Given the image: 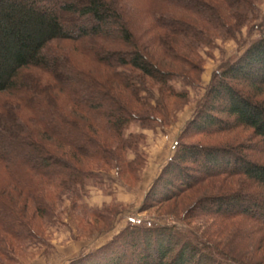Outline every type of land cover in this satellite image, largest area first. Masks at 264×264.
Returning <instances> with one entry per match:
<instances>
[{"label":"trees","instance_id":"1","mask_svg":"<svg viewBox=\"0 0 264 264\" xmlns=\"http://www.w3.org/2000/svg\"><path fill=\"white\" fill-rule=\"evenodd\" d=\"M255 10L254 0H151L143 26L127 0H0V264L45 243L33 220L59 218L65 198L100 219L102 210L85 198L90 182L102 183L101 173L138 182L144 134L130 127L172 123L187 88L201 80L195 63L201 46L235 38ZM262 29L213 72L141 204L144 210L170 202L182 188L222 178L242 190L205 195L194 208L249 225L221 241L132 223L68 264H264V253L255 255L264 249V159L248 160L244 143L183 141L245 128L264 143ZM75 54L88 62L82 67ZM237 236L245 243H236Z\"/></svg>","mask_w":264,"mask_h":264},{"label":"rangeland","instance_id":"2","mask_svg":"<svg viewBox=\"0 0 264 264\" xmlns=\"http://www.w3.org/2000/svg\"><path fill=\"white\" fill-rule=\"evenodd\" d=\"M127 2L132 6L136 18L143 26L150 23V16L146 13L151 0H127ZM254 5L256 7L255 12L248 15L250 20L246 21L241 29L236 32L235 38L225 40L218 38L210 48L206 49L201 46L199 60L195 59V63L203 69L200 76L201 80L197 87L187 88L188 100L176 111L172 123L166 127L158 125L152 129H143L137 125L130 127V130L144 134L140 151L145 156V163L139 181L132 182L131 179H127L123 182L114 172L101 173L102 183L97 185L90 182L85 198L86 203L91 208L102 210L100 219H94V216L89 212L81 214V207L77 208L76 206L74 208L72 205L74 203L69 198L63 199V202L56 208L59 218L56 216H52L50 219L35 217L33 220L34 227L46 236L45 243L36 247H29L25 252L18 250L21 256L18 262L11 264H68L69 261L80 255L106 244L128 224L132 223L170 225L188 232L186 233L188 236L195 234L199 239L204 240L202 233H207L212 235V240L221 241H226L228 237H232L231 230H236L238 226L237 230L243 229L249 225L245 220L239 218L225 221L213 214H203L199 209L194 208V203L199 202V199L204 198L205 195L227 194L236 192V190L239 191V189L242 190L239 182L223 181L222 178H216L215 182L207 180L188 188H182L183 194L170 202L151 203V206L144 210H142L141 204L153 179L167 163L169 157L173 155L176 140L181 130L203 102V95L213 72L220 68L223 62L240 56L248 43L260 36L259 31H262L264 26V0H254ZM220 7L226 14L227 9L224 6ZM63 45L70 48L68 42ZM73 56L81 66L88 62L77 54ZM183 141L210 145L244 143V149H248L247 152H244L247 154L248 160L264 159V143L260 142V138L255 136L250 129L235 128L212 134L191 135L183 138ZM185 210H188V215L183 220L181 216ZM224 222L231 223L227 227ZM228 230L230 233H227ZM241 238L237 236L235 242H239L238 244L245 243L242 242ZM254 239L255 241L252 240L253 243L256 242L257 244L261 241V236L255 235ZM261 253H264V249L256 250L257 258L261 256Z\"/></svg>","mask_w":264,"mask_h":264}]
</instances>
